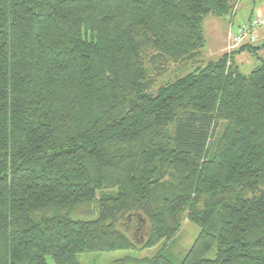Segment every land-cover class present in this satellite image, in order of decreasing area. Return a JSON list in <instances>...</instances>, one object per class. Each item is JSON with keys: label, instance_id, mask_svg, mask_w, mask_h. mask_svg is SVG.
I'll list each match as a JSON object with an SVG mask.
<instances>
[{"label": "trees", "instance_id": "trees-1", "mask_svg": "<svg viewBox=\"0 0 264 264\" xmlns=\"http://www.w3.org/2000/svg\"><path fill=\"white\" fill-rule=\"evenodd\" d=\"M240 1L0 0V264L152 247L186 218L182 262L147 264H264V56L234 59L264 43L203 59Z\"/></svg>", "mask_w": 264, "mask_h": 264}, {"label": "rangeland", "instance_id": "rangeland-1", "mask_svg": "<svg viewBox=\"0 0 264 264\" xmlns=\"http://www.w3.org/2000/svg\"><path fill=\"white\" fill-rule=\"evenodd\" d=\"M264 11V0H241L236 7L233 16L227 15L217 17L210 15L205 20L206 45L203 59L205 63L211 60H218L227 52L229 29L235 30L243 22H247L256 16L259 12ZM256 46L264 43V26L257 29ZM262 56L264 50L256 53L248 51L238 52L234 54V59L240 70L248 75L256 67L262 64ZM186 70L175 65L171 66V72L168 76L160 79V82L172 80L176 75L184 74ZM155 91V89L153 90ZM118 191L117 188H106L104 193L114 195ZM90 218L92 216L90 206H82L74 217ZM94 216V215H93ZM119 227L126 230L125 225L119 224ZM201 227L186 218L182 224L179 233L171 240H163L155 246H143L146 241V233L137 232L135 229L129 231L128 235L132 240H137L138 248L136 249H118L113 251H95L78 254L81 264H147L148 259L153 258L160 252L170 256L176 263L182 262L187 252L198 237ZM218 246L216 245L209 253V258L216 256ZM49 264H55L51 257L47 258Z\"/></svg>", "mask_w": 264, "mask_h": 264}, {"label": "built area", "instance_id": "built-area-1", "mask_svg": "<svg viewBox=\"0 0 264 264\" xmlns=\"http://www.w3.org/2000/svg\"><path fill=\"white\" fill-rule=\"evenodd\" d=\"M264 26V12H259L247 22H243L235 30L229 29L227 53L231 54L246 43L257 41V29Z\"/></svg>", "mask_w": 264, "mask_h": 264}, {"label": "crops", "instance_id": "crops-1", "mask_svg": "<svg viewBox=\"0 0 264 264\" xmlns=\"http://www.w3.org/2000/svg\"><path fill=\"white\" fill-rule=\"evenodd\" d=\"M264 12V11H263Z\"/></svg>", "mask_w": 264, "mask_h": 264}]
</instances>
